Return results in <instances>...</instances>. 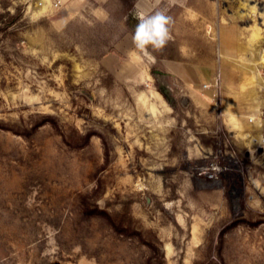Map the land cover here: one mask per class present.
Returning <instances> with one entry per match:
<instances>
[{"label":"rangeland","instance_id":"obj_1","mask_svg":"<svg viewBox=\"0 0 264 264\" xmlns=\"http://www.w3.org/2000/svg\"><path fill=\"white\" fill-rule=\"evenodd\" d=\"M0 264H264V0H0Z\"/></svg>","mask_w":264,"mask_h":264},{"label":"clouds","instance_id":"obj_2","mask_svg":"<svg viewBox=\"0 0 264 264\" xmlns=\"http://www.w3.org/2000/svg\"><path fill=\"white\" fill-rule=\"evenodd\" d=\"M175 2L169 0V6ZM134 18L137 21L131 36L134 50L154 62L153 52L161 51L172 39L173 17L167 14V9L142 10L138 4Z\"/></svg>","mask_w":264,"mask_h":264},{"label":"crops","instance_id":"obj_3","mask_svg":"<svg viewBox=\"0 0 264 264\" xmlns=\"http://www.w3.org/2000/svg\"><path fill=\"white\" fill-rule=\"evenodd\" d=\"M174 70L177 74H179L182 78H185L186 80L194 78L192 69L189 66H180L179 68L176 67Z\"/></svg>","mask_w":264,"mask_h":264},{"label":"bare ground","instance_id":"obj_4","mask_svg":"<svg viewBox=\"0 0 264 264\" xmlns=\"http://www.w3.org/2000/svg\"><path fill=\"white\" fill-rule=\"evenodd\" d=\"M209 85H211V84H209Z\"/></svg>","mask_w":264,"mask_h":264},{"label":"trees","instance_id":"obj_5","mask_svg":"<svg viewBox=\"0 0 264 264\" xmlns=\"http://www.w3.org/2000/svg\"><path fill=\"white\" fill-rule=\"evenodd\" d=\"M13 18H15V17H13Z\"/></svg>","mask_w":264,"mask_h":264}]
</instances>
